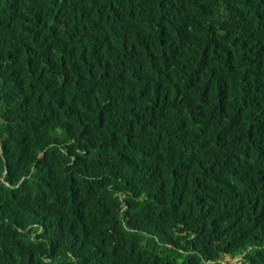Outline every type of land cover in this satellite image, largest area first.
<instances>
[{"label": "trees", "instance_id": "1", "mask_svg": "<svg viewBox=\"0 0 264 264\" xmlns=\"http://www.w3.org/2000/svg\"><path fill=\"white\" fill-rule=\"evenodd\" d=\"M0 146V264H264V0H0Z\"/></svg>", "mask_w": 264, "mask_h": 264}, {"label": "clouds", "instance_id": "2", "mask_svg": "<svg viewBox=\"0 0 264 264\" xmlns=\"http://www.w3.org/2000/svg\"><path fill=\"white\" fill-rule=\"evenodd\" d=\"M246 233L250 234V231H247ZM224 257H229L230 258V261L229 262H231V263H229V264H239L240 261H241V259H242V256H238V257L232 258L231 256L226 255ZM220 262L223 263L222 260Z\"/></svg>", "mask_w": 264, "mask_h": 264}, {"label": "rangeland", "instance_id": "3", "mask_svg": "<svg viewBox=\"0 0 264 264\" xmlns=\"http://www.w3.org/2000/svg\"><path fill=\"white\" fill-rule=\"evenodd\" d=\"M222 261H223L224 264H229V263H231V262H229V261H230V258H229V257H223ZM239 264H242L241 261H240Z\"/></svg>", "mask_w": 264, "mask_h": 264}, {"label": "water", "instance_id": "4", "mask_svg": "<svg viewBox=\"0 0 264 264\" xmlns=\"http://www.w3.org/2000/svg\"><path fill=\"white\" fill-rule=\"evenodd\" d=\"M0 152H1L2 157H4V154H3V152H2L1 146H0ZM5 175H6V171H5L4 174L2 175V179L5 177Z\"/></svg>", "mask_w": 264, "mask_h": 264}]
</instances>
